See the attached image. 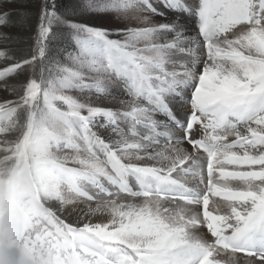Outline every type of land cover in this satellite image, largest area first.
Wrapping results in <instances>:
<instances>
[{"label": "snow or ice", "instance_id": "6c2138e0", "mask_svg": "<svg viewBox=\"0 0 264 264\" xmlns=\"http://www.w3.org/2000/svg\"><path fill=\"white\" fill-rule=\"evenodd\" d=\"M23 7L0 0V26ZM78 7L112 26L43 0L30 54L0 50L17 96L0 102V264H264V0ZM60 26L72 51L49 47Z\"/></svg>", "mask_w": 264, "mask_h": 264}, {"label": "rangeland", "instance_id": "374dc122", "mask_svg": "<svg viewBox=\"0 0 264 264\" xmlns=\"http://www.w3.org/2000/svg\"><path fill=\"white\" fill-rule=\"evenodd\" d=\"M18 3L24 5L23 8L19 9L18 14L13 15L8 26H0V32L7 33L10 36V39L5 41L0 39V50H8L13 57H17L15 53V49H22L23 53L19 54L18 58L28 56L31 51L32 46V36L34 34V29L38 23L37 11L39 5L43 2V0H17ZM81 3V0H69L66 9H59L61 15L66 17L67 19L88 23L94 26H104L111 27L113 22V15L106 14L103 16L94 15L90 12L83 11L78 5ZM191 21V25L193 27V21ZM62 34L70 35V33L60 26L57 28V38L54 45H49L50 48L54 47L55 50L63 52L64 49H68V51H72L76 45L75 41L71 37V42L74 46L69 45H60L59 36ZM6 61L0 60V67L6 65ZM27 73H22L21 75L14 77L12 82L17 85L23 83L25 76ZM115 94V92L113 93ZM17 96L15 94L6 91L3 87H0V102H4L6 100H15ZM94 103H97L101 106H112L109 103V98L100 97L98 100L94 97ZM9 139H13L14 136H9ZM4 137L0 136V140H3Z\"/></svg>", "mask_w": 264, "mask_h": 264}, {"label": "trees", "instance_id": "16d2710c", "mask_svg": "<svg viewBox=\"0 0 264 264\" xmlns=\"http://www.w3.org/2000/svg\"><path fill=\"white\" fill-rule=\"evenodd\" d=\"M57 3H58V9H66V6L68 5V3H69V0H57ZM71 35H67V34H62V35H60L59 36V44L60 45H64V46H66V45H69V46H74V44H72V42H71V37H70ZM16 51H15V53H16V58H18L19 56V54H21V53H23V50L22 49H15Z\"/></svg>", "mask_w": 264, "mask_h": 264}, {"label": "bare ground", "instance_id": "6f19581e", "mask_svg": "<svg viewBox=\"0 0 264 264\" xmlns=\"http://www.w3.org/2000/svg\"><path fill=\"white\" fill-rule=\"evenodd\" d=\"M188 27H189V29L190 30H193V27H192V23H191V21L190 20H188ZM115 94H117L116 92H115ZM114 94V95H115ZM190 147V146H189ZM213 200H218V198H216V197H212V198H210V207L212 206V201ZM200 235L201 236H203V238H205V239H209V237L207 236V234H206V232H205V230H201V232H200ZM228 255H230V253H224L223 254V258L224 259H227V256ZM235 257H236V259L237 260H239V261H241L242 262V264H243V262H245L246 260H247V257L243 254V253H238V254H235Z\"/></svg>", "mask_w": 264, "mask_h": 264}]
</instances>
